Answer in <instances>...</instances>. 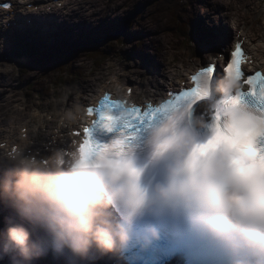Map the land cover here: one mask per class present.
<instances>
[{"label":"clouds","instance_id":"obj_1","mask_svg":"<svg viewBox=\"0 0 264 264\" xmlns=\"http://www.w3.org/2000/svg\"><path fill=\"white\" fill-rule=\"evenodd\" d=\"M240 88L239 82L225 76L214 83L211 90L216 97H227ZM186 140L187 135L183 132L173 139L165 127L158 126L151 132V143L157 150L178 151ZM128 172V205L134 208L141 201L142 193L136 183V170L129 165ZM171 179L176 182L182 177L173 172ZM0 184L3 193L19 205L17 214L26 221L33 215L36 204L52 209L54 215L50 219L59 232V239L77 253H86L93 244L102 251L112 252L117 240L121 244L126 242L124 229L114 226L100 211L107 203L103 200L98 179L85 170L62 167L60 157L51 167L21 159L10 175L0 177ZM175 186V183L169 188L158 186L157 194L167 197ZM234 204L235 218L225 221L217 190L209 186L204 192V210L215 218L217 230L225 232L226 224H232L239 228L250 246L264 245V177L257 175L253 181L244 182ZM0 245L4 251L14 250L26 261L37 253L36 242L29 230L23 224L8 223L7 220L0 229Z\"/></svg>","mask_w":264,"mask_h":264},{"label":"snow or ice","instance_id":"obj_2","mask_svg":"<svg viewBox=\"0 0 264 264\" xmlns=\"http://www.w3.org/2000/svg\"><path fill=\"white\" fill-rule=\"evenodd\" d=\"M11 5L3 4L0 8L11 9ZM13 17H0V22H6ZM12 27V25H9ZM216 51H220L217 49ZM221 58L225 60L226 67L224 72L227 76L240 83L241 79L247 80V84L252 89L244 93L241 88L227 97H216L212 94V85L224 77L218 67L214 64H205L198 71L197 75L192 77L195 85L191 90H181L173 92L172 99L162 101L160 105H147L145 110L138 106L131 110L124 107L122 102L112 103L110 96L105 95L100 102L99 109L87 108L88 115L94 113L98 116V121L93 122L91 127H85L82 136L92 144H99L96 133H118V138L111 141L112 145L124 143L123 137L128 136L141 122H147L152 118L161 107H172L174 110L196 113L204 115L211 121L210 135L214 134L217 126L223 130L226 123L242 121L249 124L253 129L259 132L256 139L257 150L264 155V74L257 72L255 76L246 75L240 67L243 62L244 53L239 43L235 51L231 52L230 57L224 56L220 51ZM257 82L259 90H256ZM197 101H200L197 103ZM115 109V111L113 110ZM210 113V115H209ZM77 136L80 133H75Z\"/></svg>","mask_w":264,"mask_h":264},{"label":"rangeland","instance_id":"obj_3","mask_svg":"<svg viewBox=\"0 0 264 264\" xmlns=\"http://www.w3.org/2000/svg\"><path fill=\"white\" fill-rule=\"evenodd\" d=\"M118 1H120V0H117V2ZM207 1L214 2V0H207ZM218 1H220V0H218ZM151 3H153L156 6L155 7L150 6ZM224 4H225V1H224ZM197 5L198 4L195 3L194 0H151V1L150 0H148V1L141 0L138 3L131 2V3H129L130 9H132L136 6L139 11H137V13H136V15H137L136 18L135 17H133V19L129 18V21L127 22V24H129V23L135 24L134 26L131 25L132 28H131L130 34L142 32V31L144 32V29H145L144 27L146 26V24L149 20V15L152 13L154 16L153 24H155L156 29H159V27L163 25L162 28H160V30L162 31V33L165 34V38L169 36L168 32L166 31V29L169 27V25L174 27L171 31H169V34L171 36L175 32V25L172 23H178L179 18H177V16L179 17V14L181 13L182 9H184V7H186L187 9H191L192 7H194V6L196 7ZM149 6H150V8H149ZM119 7H120V5H114L113 10H116ZM175 7L177 8L176 13H175ZM110 8H112V7H110ZM142 8L144 9V13L139 14L140 9H142ZM259 9L263 10V4L261 3V0H260ZM172 12L174 13V15H172ZM198 12H199V16H201L202 18H206L207 10L204 6H199ZM186 17H188V16L187 15L183 16L180 18V20L182 21ZM189 17L193 18L192 15ZM163 20L164 21L170 20L171 22H168V21L164 22ZM116 23L117 24L113 25L112 27H118L119 23L118 22H116ZM181 26H184V25H181ZM181 26H179V28ZM127 29H128L127 25L125 28L123 26H121L118 31H124ZM102 31H105V28H103ZM190 33L191 32L188 31L187 36L191 38ZM119 39H121V40L114 41V40L110 39V40L106 41L105 43L95 47V49L93 51L91 50L90 53L92 55H96L98 53L100 54V56L97 57V59H94L89 55H87L89 57H86V55H82V54L80 55V57H77L78 59H74L73 73H78V63H79V61H81L83 59H87L90 61L86 67L82 68L80 66V68H79L80 71L83 70L86 73H89V69H90L89 67L92 65V62L96 63L95 62L96 60H97V63L101 64L100 65L101 67H104V66H106V67H108V66L117 67V65H119V64H123L125 66H131L132 64H128L125 62V58L128 56L130 49L134 47V43L127 44L126 40L122 39V37H120ZM149 39H150V37H147V41H149ZM146 45H147V42H146ZM138 49L139 48H137L136 50H138ZM163 49H165V47ZM163 49H162V51H160L161 53L163 52ZM55 54H56V49L53 50L52 58L48 60L50 62L47 63L44 68L39 70L37 72V74H34L32 72H26L23 76H21L19 78L20 86L22 88H25L24 90L27 89L29 84L33 83L32 86L30 87V89H34L32 95H36V93H39V94L42 93L41 97L43 98V100L41 102H43V104H45L46 102H49V104L55 103L54 99L52 98L53 95H55V93H51V91L48 90L47 85H45L46 79H47V81H49V79L51 78V81L55 82V83H59V82L65 83V79L59 73V67H62V65L65 62V60H64L65 58L56 57ZM106 71H107L106 72L107 74L110 73L111 68L106 70ZM38 74H40V75L37 76ZM36 76H37V78L35 79ZM99 76H101V75H99ZM57 77H59L58 82H56ZM89 84L90 83L83 81L81 78H78V79H76L75 87H82V89H83L84 87H87ZM33 86H35V88H33ZM89 89L90 88H87V91ZM6 259H7V257H5V260H0V264L2 262H3V264H20V263L16 262L14 259H10V262L7 263Z\"/></svg>","mask_w":264,"mask_h":264},{"label":"bare ground","instance_id":"obj_4","mask_svg":"<svg viewBox=\"0 0 264 264\" xmlns=\"http://www.w3.org/2000/svg\"><path fill=\"white\" fill-rule=\"evenodd\" d=\"M140 1L141 0H124V1H121V2H117L115 5H120V7L118 9H120L122 11H125L126 8H128V3H131V2L138 3ZM146 1H148V0H146ZM253 1L254 0H231V5L226 6L224 4L213 3V2H210V1H207V0H194V2L197 3L198 5L196 7L195 6L192 7L191 9H187L186 7H184V9H182V11H181V14H179V18H181L183 16H186V15L188 17L192 15V17L194 18L193 23H195L196 21H198V22L203 23L204 26L208 24V28H210V30H209L210 32H205L204 35H205V37L207 39L211 40L212 37H213V35H214L215 38H217V36H218V34L212 33L213 32V29H211V27L213 26V23L214 22L218 23L217 20L222 19L223 17H226V14H224V16L217 15V14H215V11H217L218 9H224V11H227V10H229V11L237 10L238 7H239V4L240 5H244V4H246V5L249 4L250 5V4L253 3ZM258 1L260 2V0H258ZM199 6H204L206 8V10H207V17L206 18H202L201 16H199V12H198ZM113 7L114 6H112V8H110V10H109V13L106 14V15H104V16L101 15V12H94L93 14L87 13V9L86 8H83L81 10V16H82V18L84 19V21L86 23L94 26L93 25V22H94V19L95 18H94L93 15L100 16L101 19H108V20H111L115 16V19H117L118 14L116 13V10H113ZM233 15H234L233 18L237 21L238 26L240 27L241 26V23L239 22L240 21V17L238 18V16H236L235 14H233ZM239 15H241V14L239 13ZM188 17L184 18V21H186L188 19ZM229 20H231V19H229ZM220 22L221 23H219V24H222L223 23V20H221ZM223 27L221 29H222V31H224L225 35H222V37H227V35H228L227 28H225V26H223ZM69 28L70 27H67V29H69ZM173 28H174L173 26L169 25V27L166 29V31L168 32V35L169 36H170L169 31H171ZM175 29H176V26H175ZM218 30H220V29H218ZM84 33H85V36H86V39H87L90 36V32H84ZM227 38L229 40L230 37H227ZM201 41H203V43H205V41L203 39ZM177 42H179V41H177ZM256 48L258 49L257 50V54L260 55L263 52V55H264V51H263V49H261V47H256ZM197 55H198L199 58H201V56L199 54H197ZM189 58H191V56ZM148 63H149V65L152 68L157 67V62L154 59H151L150 55H148ZM116 72L117 73H114L113 72L112 75L110 76V78L108 79V80H112L111 83H110L111 85H114V87H115V83H117V86L118 85H129L131 83L129 77L126 74V66L119 65L117 67ZM4 75L5 76H8L9 73L8 72H5ZM108 80H106V81H108ZM106 81H101L99 84L104 83ZM98 85H97V87H98ZM87 88H90L87 92H94L91 89L90 86H88ZM21 102H22V100H20L19 104H21ZM19 109H20V105H19ZM50 138H51V136H50ZM23 153H26V152L24 151ZM107 204L109 206H111L109 203H107ZM21 221H22V219L19 220V221L17 219H13V222H15V223H21ZM226 228H227V231H229V227H227V225H226ZM0 229H3V226L2 225H0ZM236 233H239L240 234V232H236ZM63 245L64 244L62 243L60 245H57V246L52 247V250L51 251L54 252L53 254L56 257H63L64 256L63 251H62V248H61V246H63ZM185 247H186V249L188 248V246H185ZM1 249H2L3 252L0 254V260H5V257L9 256V251H12V252L14 251V250L4 251L3 247H1ZM181 249H183V248H180V250ZM70 251L75 254L74 255L75 256L74 257L75 260H73V258L71 260V259H69V258L66 257L62 261H65L66 264H71V263L72 264H80L79 263V260H78L79 257H80V253H77V252L73 251L71 248H70ZM15 253H17V252H15ZM182 253H184V252L181 250L180 251V254H182ZM10 259H11V256H9L6 259L7 260V263L10 262ZM89 260L93 262V258L91 256H89ZM18 263L21 264V262H18ZM1 264H3V262Z\"/></svg>","mask_w":264,"mask_h":264}]
</instances>
